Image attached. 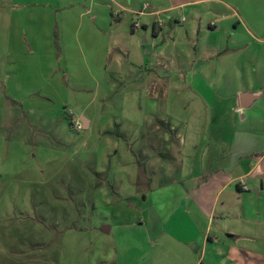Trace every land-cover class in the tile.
Here are the masks:
<instances>
[{
  "label": "rangeland",
  "instance_id": "obj_1",
  "mask_svg": "<svg viewBox=\"0 0 264 264\" xmlns=\"http://www.w3.org/2000/svg\"><path fill=\"white\" fill-rule=\"evenodd\" d=\"M58 1L0 0V264H118L121 250L152 248L141 226L149 202L162 194L174 197L177 191L167 187L191 176L173 170L169 158L179 149L164 139L176 131L159 126L153 115L166 116L182 134L194 127V135L226 138L237 129L236 117L215 114L208 126L198 127L202 120L192 111L200 100L186 88L210 103L218 96L205 93L208 85L191 65L178 74L168 62L158 66L160 52L143 39L147 35L151 42L152 30L132 31L140 17L121 13L112 0ZM184 1L190 0H147L152 9L184 16L188 22L178 26L183 31L197 23L196 10L224 7L212 2L180 8ZM223 1L264 18V0ZM94 2L99 13L116 12L109 34L118 43L110 61L105 64L100 55L94 61L85 38L86 59L78 57V46L68 47L67 60L57 48L51 53L50 29L59 12H69L74 30L80 21L74 14ZM214 17L222 18L211 13L202 24ZM160 19L167 22L168 16ZM259 23L264 37V19ZM164 33L170 36L169 25ZM71 116L92 126L77 131Z\"/></svg>",
  "mask_w": 264,
  "mask_h": 264
},
{
  "label": "crops",
  "instance_id": "obj_2",
  "mask_svg": "<svg viewBox=\"0 0 264 264\" xmlns=\"http://www.w3.org/2000/svg\"><path fill=\"white\" fill-rule=\"evenodd\" d=\"M112 1L121 13L140 17V28L152 30L151 42L147 35L143 39L160 52L158 66L168 67V62L178 74L191 65L193 73H201L205 79V93L218 96L216 102L210 103L194 87L186 88L187 93L200 100L192 111L194 118L202 120L203 125L198 127L205 126V122L208 126L215 114L221 119L230 111L236 117L237 128L228 138L221 134L194 135V127L182 134L166 116L153 115L159 126H165L170 133L176 131L164 139L176 143L179 149L177 156L169 158L174 162L173 170L191 176L167 187L177 191L174 197L166 199L162 194L149 202L147 218L141 220V226L147 228L143 238L152 248L121 250L117 263L264 264V37L259 23L264 18L257 20L249 10L241 13L223 0H190L180 3V8L212 2L224 7L196 10L197 23L183 31L178 26L188 21L184 16H171L172 9H152L147 0ZM58 4L64 5L61 0ZM92 4L88 11L74 14L80 20L74 30L67 18L69 12H59L57 24L50 29L51 53L57 48L67 60L72 53L68 47L78 46V57L86 59L82 43L85 38L94 61H99V55L105 64L110 61L111 50L118 43L109 34L116 12L99 13L96 3ZM147 6L152 9L149 13ZM71 8L77 9L73 3ZM211 13L222 18L214 17L205 26L202 21ZM88 15H92L89 20ZM163 15L168 19L160 25ZM66 22L71 27L70 35ZM135 22L133 32L138 30ZM166 25L171 30L168 37L164 33ZM194 38L199 42V57ZM197 62L202 64L198 69ZM154 94L157 99V89ZM81 124L83 129L92 126L86 118ZM151 124L152 121L147 126ZM187 124L191 127V123ZM214 143L221 150L216 152ZM202 146L204 155H200ZM146 201L148 198L144 197Z\"/></svg>",
  "mask_w": 264,
  "mask_h": 264
},
{
  "label": "built area",
  "instance_id": "obj_3",
  "mask_svg": "<svg viewBox=\"0 0 264 264\" xmlns=\"http://www.w3.org/2000/svg\"><path fill=\"white\" fill-rule=\"evenodd\" d=\"M183 21H185V20H183ZM159 24L162 25L163 21H160ZM140 27L141 26L139 23H135V25H134L135 29H139ZM73 125H74L73 128H75V130H77V131H81L83 129L82 124L79 123L78 121H75V122L73 121Z\"/></svg>",
  "mask_w": 264,
  "mask_h": 264
},
{
  "label": "trees",
  "instance_id": "obj_4",
  "mask_svg": "<svg viewBox=\"0 0 264 264\" xmlns=\"http://www.w3.org/2000/svg\"><path fill=\"white\" fill-rule=\"evenodd\" d=\"M69 119H70V126L73 127L74 125H73V118H72V116Z\"/></svg>",
  "mask_w": 264,
  "mask_h": 264
},
{
  "label": "water",
  "instance_id": "obj_5",
  "mask_svg": "<svg viewBox=\"0 0 264 264\" xmlns=\"http://www.w3.org/2000/svg\"><path fill=\"white\" fill-rule=\"evenodd\" d=\"M104 231H105V232H109V231H110V228H109V227H105V228H104Z\"/></svg>",
  "mask_w": 264,
  "mask_h": 264
}]
</instances>
